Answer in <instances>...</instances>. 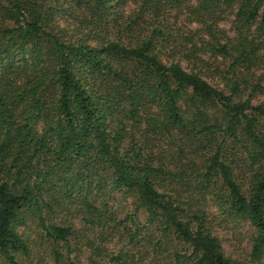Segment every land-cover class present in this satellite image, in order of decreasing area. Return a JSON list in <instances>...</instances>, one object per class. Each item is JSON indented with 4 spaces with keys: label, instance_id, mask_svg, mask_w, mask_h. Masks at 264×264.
Segmentation results:
<instances>
[{
    "label": "trees",
    "instance_id": "trees-1",
    "mask_svg": "<svg viewBox=\"0 0 264 264\" xmlns=\"http://www.w3.org/2000/svg\"><path fill=\"white\" fill-rule=\"evenodd\" d=\"M234 1L188 5L193 20L215 39H202L205 50L232 59L226 92L196 65L181 64L190 50L170 40L163 17L177 0H0V255L7 262L18 264L15 255L28 252L16 231L25 210L53 241L66 242L72 234L69 225L46 222L52 211L46 194L58 179L63 187L54 193L79 197L92 223L89 218L105 215L88 199L91 189L105 184L132 196L146 226L156 225L186 246L174 253L176 263L240 264L224 254L203 215L171 193L169 184L183 177L177 166L122 143V117H145L153 132H180L201 143L200 181L205 188L219 185L229 209L254 227L252 255L261 253L264 103H253L258 83L250 85L237 69L257 58L254 35L264 31V0H239L229 37L214 17L221 3ZM129 3L135 4L130 14ZM228 138L247 144L256 163L246 193L223 159ZM104 220L125 225L126 218L111 212Z\"/></svg>",
    "mask_w": 264,
    "mask_h": 264
},
{
    "label": "rangeland",
    "instance_id": "rangeland-1",
    "mask_svg": "<svg viewBox=\"0 0 264 264\" xmlns=\"http://www.w3.org/2000/svg\"><path fill=\"white\" fill-rule=\"evenodd\" d=\"M177 3L178 6L165 7L163 17L166 30L171 33L170 40L184 43L190 50V58L182 60L181 64L187 68L196 65L209 83L224 87L228 92L225 83L234 73L229 70L232 59L205 50L202 39H209L213 43L215 39H210L204 33L200 24L193 20L190 10L188 11V5L194 3V0H177ZM238 3L239 0L230 4L221 3L214 17L217 20L216 26L229 37L235 35L233 21ZM134 9L133 3L125 7L128 14ZM254 36L257 58L249 67L241 66L237 71L250 85L258 83L252 100L257 104L264 103V31H257ZM216 40L226 42L218 34ZM199 57L204 62H199ZM248 91L247 89L242 96H246ZM181 105L183 111L189 112L185 102H181ZM121 119L125 133L122 141L124 145L134 144L146 158L153 157L157 161L164 158L165 163L170 162V165L177 166L175 172L182 173L183 177H177L169 184L171 193L183 205L203 215L207 229L220 240L224 254L240 264H264V249L257 257L252 255L254 227L248 220L229 209V204L219 196L221 189L218 184L205 188L200 181L199 173L204 154L202 144L188 142L187 137L180 132H153L145 117L137 122L128 117ZM248 148L247 144L228 138L223 154L225 162L232 167L235 181L245 193L256 168ZM91 176L93 178L94 175ZM61 187L63 182L56 179V185H52L51 191L46 194L52 211L46 213L45 218L49 224L71 226L72 234L66 242L53 241L46 236V231L39 225L38 219L25 210L16 224V231L25 240L28 252L15 255L18 264H184L176 263L174 253L185 252L186 246L173 235H162L156 225L146 226V214L141 209L135 211V200L129 194L110 190L105 184L91 189L88 199L101 209L105 217L112 212L117 219L126 218L125 225L106 222L104 216L101 219L89 218L94 221L92 223L87 221L79 197L73 195L66 200L63 194L65 191L54 193ZM117 255L121 257L112 260ZM0 264L10 263L0 255Z\"/></svg>",
    "mask_w": 264,
    "mask_h": 264
}]
</instances>
